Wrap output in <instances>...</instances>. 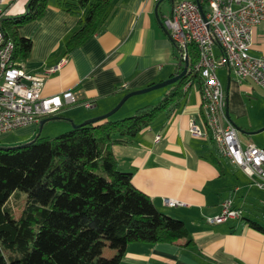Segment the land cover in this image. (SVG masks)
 Masks as SVG:
<instances>
[{"label":"crops","instance_id":"0c3cea01","mask_svg":"<svg viewBox=\"0 0 264 264\" xmlns=\"http://www.w3.org/2000/svg\"><path fill=\"white\" fill-rule=\"evenodd\" d=\"M29 1H16L8 7L7 16L27 12ZM158 3L114 0L105 24L68 54L66 43L77 29L80 15L66 11L56 0H50L41 19L20 29V34L33 42L30 56L21 62L29 71L45 73L61 64L47 77L43 95L73 90L80 99V104L66 106L59 114L64 124L50 121L43 130H70L72 124L107 114L127 93L178 73L177 46L157 17ZM170 3L163 1L159 5L162 22L173 0ZM250 53L264 55V22L254 30ZM217 72L226 92V117L237 127L241 144L264 147V89L239 79L226 67ZM220 72H224V80ZM201 88V83L196 82L186 91L180 109L161 116L133 143L112 146L120 169L132 172L134 185L148 194L161 212L183 220L194 243H131L120 264H264V231L251 225L256 222L264 227V188L223 155L212 138L190 132L192 120L198 124L204 121ZM166 93L132 96L111 118L131 116L141 106L158 103ZM85 101L93 102V106L85 107ZM16 131L18 136L27 137L21 141L23 144L37 136L39 124ZM228 198L242 209V217L209 222L208 217L219 214ZM166 199L180 204L168 206Z\"/></svg>","mask_w":264,"mask_h":264},{"label":"trees","instance_id":"16d2710c","mask_svg":"<svg viewBox=\"0 0 264 264\" xmlns=\"http://www.w3.org/2000/svg\"><path fill=\"white\" fill-rule=\"evenodd\" d=\"M56 1L80 15L66 43L68 54L105 24L114 0ZM49 2L30 0L27 12L3 20L18 62L28 59L33 46L20 29L41 19ZM176 46L179 73L186 58ZM187 53L188 74L169 86L158 103L141 106L123 119L109 117L57 136L41 134L25 146L0 147V264H120L131 243H194L185 222L161 212L134 185L132 172L120 169L112 150L115 144L133 143L161 116L180 109L189 81L202 83L196 44ZM20 192L26 200L17 217L9 202ZM251 225L264 231L256 222ZM107 246L114 250L110 257L104 253Z\"/></svg>","mask_w":264,"mask_h":264},{"label":"built area","instance_id":"2783aa9c","mask_svg":"<svg viewBox=\"0 0 264 264\" xmlns=\"http://www.w3.org/2000/svg\"><path fill=\"white\" fill-rule=\"evenodd\" d=\"M16 1L0 0V135L39 124L43 118L59 115L66 106L80 104L73 90L43 95L47 77L61 64L39 73L29 71L15 59V44L7 39L3 20L8 7ZM263 22L264 0H173L171 11L163 20L174 42L183 48L184 58H188L190 44H196L199 49L197 70L202 80L204 121L198 124L192 120L190 132L197 137L212 138L219 151L261 188H264V147L241 144L237 127L226 117V92L217 71L226 67L239 79L249 80L264 89V55L257 57L250 53L254 30ZM194 84L189 81L185 91ZM82 104L87 108L93 106L90 101ZM165 202L168 206L180 204L175 199ZM242 213L228 198L221 212L208 217V221L226 222L241 218Z\"/></svg>","mask_w":264,"mask_h":264},{"label":"water","instance_id":"95a60500","mask_svg":"<svg viewBox=\"0 0 264 264\" xmlns=\"http://www.w3.org/2000/svg\"><path fill=\"white\" fill-rule=\"evenodd\" d=\"M199 1V0H198ZM159 5H160V2L157 4L156 6V14H157V17L161 23V25L163 26V28L165 29V31L171 36L168 28L164 25V23L161 21L160 19V16H159ZM202 11H203V7L202 5H200ZM172 37V36H171ZM189 72V60L188 58L186 57V62H185V66L183 68V70L177 74H175V76H173L172 78L168 79V80H165L163 82H160V83H156V84H153L147 88H144V89H140V90H134L132 92H129L127 93L123 98L122 100L119 102V104L114 108L112 109L110 112H108L107 114L103 115V116H99V117H94V118H90V119H87L85 120L84 122L80 123V124H73V127H77V126H80V125H84V124H90V123H96L102 119H105V118H109L111 117L112 115H114L124 104L125 102L131 98L132 96H135V95H139V94H143V93H146V92H149V91H152V90H155V89H159V88H163V87H166V86H169V85H172L174 83H176L177 81H179L181 78H183L186 74H188ZM60 119V117L57 115V116H48L46 118H43L40 123H39V132L37 134V136L29 141V142H26V143H23V144H19V145H16V146H25L27 144H30L32 143L33 141L36 140L37 137H39L41 135V132L45 126L46 123L50 122V121H55V120H58ZM1 148H5V147H10V146H4V145H0Z\"/></svg>","mask_w":264,"mask_h":264},{"label":"rangeland","instance_id":"374dc122","mask_svg":"<svg viewBox=\"0 0 264 264\" xmlns=\"http://www.w3.org/2000/svg\"><path fill=\"white\" fill-rule=\"evenodd\" d=\"M165 1L167 2L168 5L171 4L170 0H165ZM220 77H221L222 80H224V72L223 73L220 72ZM169 86H171V85H169ZM169 86H166V87H163V88H159V89H155V90L140 94L138 96H146V95L154 94V93H157V92H159V93L168 92ZM115 116H117V114ZM64 120L65 119H59V120H56L55 122H59V123H56V124H64V122H65ZM56 126H60V125H56ZM49 128L50 127H48V129L43 130L42 136L47 137L48 135H52V136L60 135L62 133H65V132L70 131L71 129H73V124H72V128L70 130H61V131L59 130V131L49 132V130H50ZM48 133H51V134H48ZM18 134H19V131H11L9 133H6L5 135H1V137H0L1 145H4V146H15V145L21 144V141H23V139H27V137L26 138H22V136H18ZM258 143H261V141H258ZM25 200H26V194L23 193V192H20L19 194L13 196L10 199L9 205L12 207V209L14 211V214L17 217L20 216V214L22 212V209H23L24 204H25ZM111 252H112V249L109 246H107L105 248V250H104L105 255L108 256V257H110V255H112Z\"/></svg>","mask_w":264,"mask_h":264}]
</instances>
